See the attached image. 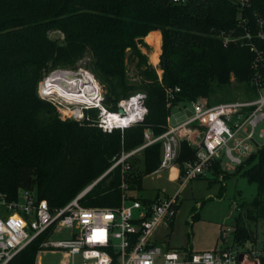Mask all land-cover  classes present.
I'll return each instance as SVG.
<instances>
[{
	"label": "trees",
	"instance_id": "trees-1",
	"mask_svg": "<svg viewBox=\"0 0 264 264\" xmlns=\"http://www.w3.org/2000/svg\"><path fill=\"white\" fill-rule=\"evenodd\" d=\"M250 1L252 10H264V0ZM238 5L237 0H0V198L14 201L20 188L37 186L38 197L51 207L64 206L98 179L123 147L141 145L146 129L154 135L164 133L173 107L200 97L211 99L213 88L229 87L232 78L248 83L252 53L235 42L226 46L220 37L223 31H241ZM155 30L162 33L161 75L144 52L149 47L145 38ZM53 31L63 38H52ZM130 54L139 67L145 66L140 83L129 78ZM80 67L90 69L104 85L105 104L111 109L122 98L146 92L144 123L107 133L91 122L61 119L56 107L39 96V82L54 69ZM89 114L96 116L94 110ZM161 155L162 143L157 142L132 159V189L143 188L144 176L159 168ZM195 156V150L182 142L180 172ZM212 169L225 171L220 163ZM240 171L249 183L257 184L256 196L240 204L235 218L234 242L245 245L256 241L257 224L264 222V146L235 172L225 171V177ZM120 184L116 168L81 204L118 206ZM225 190L222 184V197ZM159 197L138 195L146 204ZM44 238L39 236L9 264H35Z\"/></svg>",
	"mask_w": 264,
	"mask_h": 264
},
{
	"label": "built area",
	"instance_id": "built-area-1",
	"mask_svg": "<svg viewBox=\"0 0 264 264\" xmlns=\"http://www.w3.org/2000/svg\"><path fill=\"white\" fill-rule=\"evenodd\" d=\"M237 1L241 31H223L220 37L224 45L235 42L252 53V76L246 85L250 95L219 103L207 97L190 102L192 108L185 120L168 124L159 135L146 129L141 145L131 150L123 147L112 158L111 166L64 206L53 208L47 199L28 191H19L14 201L0 198V264H9L41 235L45 238L35 264H42L40 254L48 251L62 254L60 264H261L264 251L256 248L255 242L237 245L234 238L228 242L234 226L222 225L220 237L224 244L213 250L170 247L164 237L176 220L179 193L146 204L134 193L130 182L132 159L157 142L162 143V155L155 172H176L183 184L205 176L215 163L234 171L264 146L259 141L264 140V10H252L250 0ZM84 68L54 69L39 82V96L56 107L61 119L91 122L107 133L117 129L124 132L144 123L148 114L146 92L122 98L111 109L105 104L104 86L90 69ZM90 110L96 112L95 118ZM182 142L189 144L196 156L184 162L180 172L177 159ZM116 168H120L121 176L120 204L83 206L81 199ZM62 229L68 231L67 237L55 239Z\"/></svg>",
	"mask_w": 264,
	"mask_h": 264
},
{
	"label": "rangeland",
	"instance_id": "rangeland-1",
	"mask_svg": "<svg viewBox=\"0 0 264 264\" xmlns=\"http://www.w3.org/2000/svg\"><path fill=\"white\" fill-rule=\"evenodd\" d=\"M50 36L52 38H63V34L59 31L51 32ZM146 39V42L150 43L153 47L149 46L145 48L144 52L147 54L149 60H153L155 65L152 62L150 63L158 69L160 75L162 73L160 63L158 62L160 51L152 44L153 38L147 37ZM87 60L88 58L82 63H85ZM128 67L130 80L140 83L144 79L142 70L145 66L139 67L136 57L130 54ZM246 85L247 83H239L235 78H232V84L229 87L213 88L210 101L213 103L224 102L250 95ZM191 108L190 103L186 106L181 103L173 107L170 116L171 122L174 124L185 120L188 116L187 111ZM257 137L259 136L257 135ZM259 141L261 144H264V140L259 139ZM246 167H248V164ZM225 171L216 172L212 169L205 176L184 184L178 179H173L170 176L171 172L165 169L144 176L143 188L140 191L148 197L159 195L161 199H165L167 196L179 193L178 214L174 227L171 230L169 238L164 237L165 242L168 241L170 247H183L192 251H207L213 250L217 245L221 246L224 244V240L220 237L222 225L234 226L235 218L240 212V204L252 201L257 194V184L249 183L247 178L241 174L243 170L227 179ZM235 171H227V173ZM222 184L226 185L223 197L220 192ZM19 191L20 193L28 191L37 194V186H34L32 189L20 188ZM1 208L0 204V210ZM197 213L199 217L194 218L193 215ZM263 227L264 222L259 221L256 228L255 241V247L258 249H261L263 244ZM68 234L67 230L62 229L57 233L55 239H64ZM228 242H233V234L228 236ZM61 258V253L48 251L40 254L42 264H60Z\"/></svg>",
	"mask_w": 264,
	"mask_h": 264
},
{
	"label": "crops",
	"instance_id": "crops-1",
	"mask_svg": "<svg viewBox=\"0 0 264 264\" xmlns=\"http://www.w3.org/2000/svg\"><path fill=\"white\" fill-rule=\"evenodd\" d=\"M151 34V35H150ZM150 35V38H154V37H156V36H158L157 38L159 39V47H158V50L159 51H161V46H162V33H161V31H159V30H155V31H152V32H150L148 35H147V37ZM146 37V38H147ZM145 38V39H146ZM147 40V39H146ZM149 46L152 48L153 46L149 43ZM158 51V52H159ZM150 60H152V59H150ZM150 62H152L153 63V60L152 61H150ZM159 62V61H158ZM154 64V63H153ZM155 65V64H154ZM214 103H219V102H214ZM188 103H183V105L184 106H186ZM187 113H189L188 111H187ZM169 124L170 125H174V124H176V123H172L171 121L169 122ZM170 176L173 178V179H178L177 177H178V173H176V172H172V173H170ZM140 191V190H139ZM137 189L134 191V193L136 194V195H140V194H142V195H144L141 191L139 192ZM137 192V193H136ZM144 196H146V195H144ZM147 197V196H146ZM160 198V197H159ZM178 214V213H177ZM175 223V222H174ZM173 227H174V225H173ZM172 227V228H173ZM171 235V232H170V234L167 236L168 238H169V236Z\"/></svg>",
	"mask_w": 264,
	"mask_h": 264
},
{
	"label": "bare ground",
	"instance_id": "bare-ground-1",
	"mask_svg": "<svg viewBox=\"0 0 264 264\" xmlns=\"http://www.w3.org/2000/svg\"><path fill=\"white\" fill-rule=\"evenodd\" d=\"M152 44L155 46V47H159V39L157 38V37H155V38H153V41H152ZM50 81H52V79H50ZM51 83H54V82H51ZM88 84L89 85H94V83L93 82H91V81H88ZM71 91H73V90H71ZM69 95V94H68Z\"/></svg>",
	"mask_w": 264,
	"mask_h": 264
},
{
	"label": "water",
	"instance_id": "water-1",
	"mask_svg": "<svg viewBox=\"0 0 264 264\" xmlns=\"http://www.w3.org/2000/svg\"><path fill=\"white\" fill-rule=\"evenodd\" d=\"M163 63H164V68H167L168 67V61H167V59H164V62ZM120 112L123 113V110H120ZM240 258H242V255L240 256Z\"/></svg>",
	"mask_w": 264,
	"mask_h": 264
}]
</instances>
